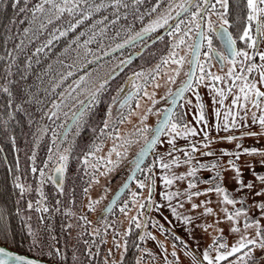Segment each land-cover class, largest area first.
Segmentation results:
<instances>
[{
  "label": "trees",
  "instance_id": "obj_1",
  "mask_svg": "<svg viewBox=\"0 0 264 264\" xmlns=\"http://www.w3.org/2000/svg\"><path fill=\"white\" fill-rule=\"evenodd\" d=\"M215 1L209 0L208 7ZM13 2L14 0H0V84L4 83L5 78L14 81L10 85L14 95L11 108L7 104V94L0 91V242L11 249L34 257L37 256L45 261L49 260L61 264H109L105 258L106 241L103 234L101 231L93 234L92 227L86 219L91 212H87L78 218L76 216L83 211V201L92 183V175H89L92 172L91 167L88 162L85 165L83 157L86 152L93 151L90 145L99 137L92 129L95 128L96 132H99L100 123L106 114V107L108 103H111L112 97L117 95L116 89L120 84H123L127 72L132 67L136 69L147 65L146 63H156L161 59V56L167 57L168 40L171 37L164 34L162 40L157 39L153 42L144 56L137 61L134 60L136 62H130L119 73L113 75L122 65L121 61L124 63L125 53L135 47L130 45L124 48L130 41L128 43L123 42L139 32L149 20L162 15L169 7V0H159V3L157 0H135V2L133 0H121L120 4H113L111 0H81L80 9L82 11L71 17L73 22L80 19L83 11L89 10V5L104 4L106 6L101 7L98 11L91 9L92 15L77 24L74 29H69L66 35L59 36L57 33L58 38L53 40L51 45H47V40L53 34V29L68 27V13L65 12L60 19L53 20L44 29L33 28L25 37L23 28L28 26V20L25 19V16H31V12L27 10L21 12L19 7L13 9ZM18 2L20 7H23L27 2L28 9H30L38 0H18ZM171 2L176 4L178 0H171ZM201 2L203 3L204 0H200ZM242 5L236 7L235 13L237 15L242 14L243 17L247 13V7L246 3ZM192 10L195 11V8ZM175 11L176 9L173 8V17ZM14 12L16 22L12 23L11 18ZM186 15L182 20H186L187 23ZM165 26L152 32L154 34L159 33ZM33 32L36 33L35 39H32ZM81 32L84 35H81ZM22 39L24 40L22 50H18L16 45ZM85 41L89 42L85 43ZM117 44H121L122 47L116 48ZM38 47L43 50L36 52ZM9 51L16 56V62L12 65L13 73L11 76H7L4 71L5 64L11 62L8 55ZM147 55L148 58H146ZM29 56L32 57V60L27 79L20 80V75L25 72L23 65L28 62ZM69 70L72 71V75L62 81L57 89L52 90L51 85ZM80 76L85 77L81 87H86L88 90L99 87L101 80H107V84L100 94L101 102L92 109L90 117L85 118L86 123L81 124L83 136H81L80 141H77L74 156L71 157V164L67 161L62 184L63 191H61L51 180H46L40 184L39 170L44 168L47 176L52 175L55 159L62 153L66 140L58 138L53 141L52 129H56V135L59 137L67 124L64 113L75 111V108L72 107L75 101L69 102L51 120L44 115V111L40 110V106L35 101L24 105V108L36 120H39L41 125L47 126L49 129L41 137L39 143L33 136L37 127L36 122L34 121L32 125H29L28 117L23 112L16 110L15 104L20 102L24 86L32 85L31 91L36 94V98H43V109L51 111V100L64 99V97L59 96V92L63 91L67 94L74 81ZM45 89H49L47 95ZM86 95V92L82 93L80 98L83 99ZM10 110L15 113L14 118L11 119L8 116ZM42 116L43 119L40 120ZM5 123H7V127H5ZM108 131H111L110 128L105 130V132ZM13 136L15 137L14 145L11 139ZM109 137L105 135L103 141H107ZM49 148L52 151V160H48ZM33 151H35L36 172L32 171ZM76 160L77 162H75ZM154 160L155 156L146 162L143 169L138 172L137 175L139 176H136V179L146 172L147 165L152 164ZM45 161H48L47 165H45ZM87 161H89V157H87ZM17 163L19 169H17ZM154 171L153 166L152 172L154 173ZM17 177H19L20 183L26 185V191L23 194L14 187L13 181ZM37 187L42 188L44 197H41L40 193L36 191ZM37 200L47 205L49 211H38ZM29 201L33 203L31 209L28 208ZM119 205L118 202L112 210L97 215L94 222L103 224L108 219L111 222L110 219ZM17 208L20 209L19 212H17ZM40 216H43L42 221L39 219ZM29 217L30 219H28ZM145 223V219H143L142 226L139 228L144 230ZM29 224L33 229H40L38 237L41 241L40 244L32 245L31 237L27 231ZM133 225L135 226V223ZM142 231L139 232L140 236ZM93 235L96 236V239ZM5 237L7 238L5 239ZM129 244L134 248L132 241H129ZM57 249H59V253H57ZM49 252H52L53 255L49 256ZM73 254L76 257L75 260ZM128 256L129 253L127 252L119 264H133L134 261Z\"/></svg>",
  "mask_w": 264,
  "mask_h": 264
},
{
  "label": "snow or ice",
  "instance_id": "obj_2",
  "mask_svg": "<svg viewBox=\"0 0 264 264\" xmlns=\"http://www.w3.org/2000/svg\"><path fill=\"white\" fill-rule=\"evenodd\" d=\"M113 4H120L121 0H111ZM135 2V0H133ZM80 3L81 0H38L30 9H28L27 2H25L23 7H20L18 0H14L12 4V8L16 9L17 7L20 8L21 12L30 11L31 16H25V19L28 20V26L23 28V34L25 37L32 31L33 28L44 29L47 24H51L53 20L60 19L63 14L66 12L68 13L69 20H68V27L66 28H57L53 29V34L49 36L47 40V45H51L53 40L57 39V33L59 36H64L67 34L69 29H74L77 24L81 23L84 19L92 15L91 9L99 10L101 7H105L104 4H93L89 5V10L83 11V15L80 16V19L73 20L71 17L75 16L78 12L82 11L80 9ZM157 3H159V0H157ZM217 3L220 4V6L224 9V12H218L216 11L214 14L217 15L220 18L221 23L219 25H215L211 19H208L205 21L204 16H211L213 13L209 12L208 5L209 0H204L203 4L200 3V0H178L176 4H173L171 0H169V7L167 10L162 14L158 15L155 19L149 20L147 24L144 25V27L137 33L134 34V36H130L128 40L124 41L123 43H128L129 41H138L142 40L147 37L149 32L154 31L157 28L163 27L165 25H168L169 20L173 19L172 15V9L175 8V17L176 22L175 26L172 27L171 31L168 30V28L165 29V32L169 37H173L175 34H179L178 36H175V38L172 40L170 45V54L167 57H161V60L163 63L167 64L168 60L171 59L173 63L178 65L177 68L173 69V71L176 74H179L180 72V66H183L186 60L187 53L191 54V58L188 59V63L190 65V68L188 72L186 73V78L181 82V85L179 88H177L175 91L172 89H169L168 91V105L163 108V110L157 108L155 109L156 113H159L157 117V123L155 126L151 127L149 129V126L144 123V121L148 118V113L152 112L153 109L151 105L148 108V111L144 114L140 115V123L141 128L136 129L137 139L140 136L144 137V143L140 147L137 155L133 157V160L131 161V168L129 169L130 175L129 179H133L135 172L141 170V163L144 160V157L148 154L149 150L155 149V146L158 143H163V141L160 139L162 135H167L169 137L168 143L170 145L173 144L175 138L177 136H184L187 137L190 133H195L196 129L194 127H189L185 123H181L180 121H183L184 119V113L181 112L180 116L177 117L174 114V109L177 106V101L182 99L184 97V93L187 90H191L192 88L196 87L199 83H203V80L205 78L210 79L212 81H217L223 79L221 76L216 75L212 73L211 71H208L205 73L204 69L205 66L208 68H211V63L213 59H216L217 62L223 66L224 61L227 60L231 64V67H229L227 75L231 77L233 83L228 86L227 91L231 92L233 88H238L239 91L236 92L235 96L233 97L231 103L233 105L238 104L239 101V107L245 108L247 106V103L250 101L252 105L256 106L257 108L261 107V97H264V91H261L259 87H257V82L250 78L248 73L253 72L254 69L259 70L260 75V83L264 84V52H257L255 49L258 45V37L261 35H264V21L260 19L262 15H264V0H246V7H247V26L243 28V34L239 36V39L244 41L245 44L252 47L254 50L252 53H249L244 48H237L236 46V37L233 36L232 32L228 30L227 25L232 23L226 18V14L228 12V0H216V3L211 4V8L213 10L216 9ZM124 7H127V5H124ZM195 8V11L192 9ZM203 13L204 15H200ZM183 14L186 15L187 24H185L184 20L179 19V17ZM140 19H143V17H140ZM240 17L237 15V20H239ZM255 21V32L256 35L253 36L250 29L252 27V22ZM11 22H16V14L14 12ZM182 25H184L182 29ZM190 25V27H189ZM91 27V26H90ZM81 35H84L83 32H81ZM220 42L221 47L217 48L213 44V37ZM36 38V33L33 32L32 39ZM163 36H157V39L162 40ZM247 38V39H245ZM78 39V38H77ZM89 41H85V43H88ZM24 43V40L22 39L20 43L16 45V48L18 50H22V45ZM184 46L187 49V53L185 55L178 54V49ZM122 47L121 44H117L116 48ZM207 47V51L201 53V48ZM43 49L41 47L36 48V52H40ZM90 51V50H88ZM9 58L11 60L10 63H6L4 66V71L6 72L7 76H11L13 73V63L16 62V56L12 55V52L9 51ZM203 55L205 57L204 61L200 60V56ZM258 55L261 61V64L257 65L255 62H249L245 63L246 61H251V58L253 56ZM237 57H242L239 61L237 60ZM31 60L32 57H28V62L23 65L25 72L20 75V80H26L27 79V73L28 70L31 68ZM39 63V61H37ZM123 63V61H121ZM237 63L240 65V72L236 73L233 71V69L236 67ZM50 67V66H49ZM160 65L157 64L156 69H159ZM200 69V75L196 77L195 75V69ZM72 75V71L69 70L64 75L60 76L58 81L56 83H53L51 85V89L55 90L60 86V83L64 81L68 76ZM144 70L141 69L139 72H133L131 74V77L129 80L125 81V84L120 85L117 89V95L113 96L111 99V103H108L107 110L105 116L102 118V121L100 123L99 132H96V129L93 128L92 131L96 133V135L99 137L98 140H94L93 144L90 145L91 148L99 150L103 146V138L105 135L110 137H116V143L112 145V147L109 150L108 156L101 157L98 159L105 160L106 167L111 168L112 166L118 165L120 163V157L121 156H127V148L122 147L123 145H127L132 143V139L129 137H122L120 134L119 129L116 128V123H124L125 119L132 115V112L134 109L132 108L133 99L135 98V105L136 108L140 107V99H139V93L143 91L144 96L150 97L152 104L154 105L156 103L155 99V92L149 93L147 91V84L149 81L154 82L155 76H147L143 84L138 83L140 77L144 76ZM156 76L160 75V72L157 70L155 72ZM85 80L84 76H80L78 79L74 81V84L71 86L70 90L67 92V94L63 91L59 92L60 97H64V99L61 100H51L50 107L51 111H46L43 109V98L37 99L36 94L31 91L32 85H26L24 86L22 93H21V99L20 102L15 104L16 110L23 112L26 117H28V124L32 125L33 122H36V131L33 133V136L37 143H39L41 137L48 132V127L41 125L39 120H36L32 114L27 111V109L24 108L25 104H31L33 101L37 105L40 106V110L44 111V115L48 117L49 120L53 116L58 115L59 112L62 111L64 107L67 106V104L71 101H75V103L72 104V107L75 108V111L65 112L64 115L67 118V124L75 125L77 128V131H79L81 124L86 123V117H90V114L92 112V109L98 105L101 102V92L104 91V87L107 84V80H101L100 86L96 87L94 90H88L86 87H81L82 82ZM169 81H175V76L170 75L168 76ZM241 81L240 84H236L235 81ZM14 83V81L9 80L5 78L4 83L0 84V91H3L7 94L8 100L7 104L9 105V108H11L13 101H14V95L13 91L10 88V85ZM131 83L132 87L130 90H125L126 85ZM156 87H159V85H155ZM208 87L215 88V91L220 96V105L223 106L224 104V97L226 95L225 89H222L220 87H216L215 84H209ZM45 94L47 95L49 92V89H45ZM73 92H75V95H73ZM87 93V95L81 99L82 93ZM196 97V108L199 112V115L197 116V121L203 120L205 124H207V120L204 115V105L201 102L200 93L197 91L194 93ZM26 97V99H25ZM240 97H243L242 100H240ZM118 100V104H117ZM215 102V101H214ZM188 104H191V100H187ZM113 104H117L118 109L120 110L118 112V119L113 120L112 119V106ZM79 105V107H76ZM125 107L128 108L127 112H124L123 110ZM216 116L219 117V109H216ZM15 113L11 110L9 111V119L14 118ZM229 115H235L229 111L226 113L224 118V124L226 128H230L233 126L239 127L240 125L238 122L233 119L232 123L229 124L228 122V116ZM247 113L244 114L246 117ZM43 119V116L40 117V120ZM253 122H256V114H252ZM259 124L262 128H264V110L261 111V115L259 116ZM5 127H7V123H5ZM217 131L220 129V124L216 123L215 125ZM111 128V131L105 132L106 129ZM149 130L151 131V136H148ZM67 131H70V127H66V131L61 133L59 137L56 135V129H52L53 135L52 140L56 141L58 138L63 140L67 139ZM38 133V134H37ZM205 139L200 141L204 145L205 148H208L211 141L208 139L209 133L207 131L204 132ZM241 136L243 135H256V133H241ZM13 145L15 144V137L12 138ZM219 139H225L228 141L236 140L237 137L234 135H229L226 137H220ZM185 148L192 149L193 153L196 151V145L195 144H188L185 146ZM236 148L238 151L231 152L228 149H223L222 154H227L228 156L232 157H239L240 152L243 153H257L261 152V154H264V150H258L255 147H244L241 149L240 144L237 143ZM59 151V149H57ZM71 150V147L65 148L64 152L59 155V163L56 164L52 175L47 176L45 173L44 168H41L40 171V184H43L46 182V180H51V182L61 191H63L62 184L64 181V173L66 169V164L69 159L68 152ZM171 151H179V149L175 148L174 146L171 148ZM115 153L117 159L112 160L111 156ZM94 153L93 151H88L85 153L83 160L85 165H87V157L92 156ZM165 155H169V153H164ZM202 155H215V153L211 150H209L206 153H202ZM185 156L187 159L184 160V163L189 164L190 167L188 169L187 173L181 172L179 174V178L183 179L186 175H195L197 168L200 169H207L212 168L216 170V176L221 178V181L223 179L222 172L219 170V161L213 160L209 163H202L198 162L197 167H191L192 164V157L189 155L187 151H185ZM53 155L51 148H49V156L48 160H52ZM33 167L32 171L36 172L35 168V151H33ZM156 161H159V167L162 169L167 170L171 164H179L180 160L178 157H174L170 159L168 162H164L163 159L160 156H157L152 164L147 165V175L145 177V180L151 181V183L146 184L145 180L137 179L136 183L139 185L140 188L147 187L148 189V196L145 198L147 200V204L144 203V201H140V209H138V212L140 214L142 213V210L147 208L148 210H151L154 204L153 196H154V190H155V183L156 179L155 176L152 174L153 166L155 165ZM48 161H45V165H47ZM262 164H264V161H261ZM227 164L234 169L235 171V180L237 184L241 187H247L251 189L253 187V184L251 181H249L246 185L244 184L243 178L241 176V167L233 160L229 159L227 161ZM17 169H19V164L17 163ZM162 179L161 183L164 184L165 187H168L173 183V180L176 179V176H169L167 172L160 173ZM253 175L256 176V179L264 182V174L253 172ZM93 179H95V176H93ZM59 181V182H58ZM14 187L18 188L20 193L23 194L26 191V185L24 183L19 182V177L16 178V180L13 181ZM195 184V180H189L188 182V188L184 190L185 193V199L191 200L192 196H199L201 195V192H192L190 189ZM30 187V186H28ZM128 188V182L125 181L123 185L120 188V191H123ZM238 190V189H237ZM36 191L40 193L41 197H44V193L41 187H37ZM205 192H212L215 191L217 194H220L223 196V201L227 202L228 204L235 205L237 203V199H234L230 197L228 194L226 188L221 186V183L218 182L214 188H207L204 189ZM260 193H264V188H261L259 192L256 194L259 195ZM181 193L179 191L173 192L171 190L169 191H161L160 196L167 200L172 201L174 196H179ZM138 194L133 193L132 194V200L133 203L136 202ZM239 202L241 204L240 207L235 208L233 211H229V209L224 208L223 211L226 213L225 217H221L220 219H228L233 221V223L230 226V231L232 232H239L240 231V225L237 223L240 214H244V223L243 228L247 229L250 225H254L256 228V235L260 237L259 241H257L255 238L253 239H246L245 236H240L229 248V245L225 242V238L220 235L222 232V229L217 228L216 229V235L212 236L211 242L208 243L202 250V253L198 256L195 251H193L189 245L184 242L181 237L177 236L175 233H172L174 246L172 251V256L174 257L176 264H179V256L176 253L175 250V241L179 240L181 245L183 246L185 250V255L191 258V264H221V261H226V264H248V260L246 258L249 257V254L251 253L252 249L248 248L247 245H253L256 246L259 245L260 248L264 249V231H262V226L260 224V220L257 218H250L248 216V209L243 206L245 202V196L241 195L239 198ZM58 203V202H57ZM93 201H90L88 204L89 209H92L93 207ZM112 203H115V200L112 201ZM203 204H208L209 201L205 200L202 201ZM37 209L38 211L42 212H48L49 208L47 205L42 204L40 200L36 201ZM177 207H183V205L180 203L179 200L176 201ZM261 211L260 215L264 216V201L259 202L256 205ZM33 207L32 201L28 202V208L31 209ZM125 207L121 208V211L125 210ZM158 207V206H157ZM168 209L170 210L171 214L176 217L178 221H182L184 225H186V231L191 236L193 231V223L194 217L192 215H183L177 211V207H173L171 203L167 204ZM199 207L196 203H192L191 208L195 209ZM110 210V209H109ZM20 209L17 208V212H19ZM65 211H68L65 209ZM212 209L209 207L204 208V213H212ZM30 219V217L28 218ZM39 219L42 221L43 216H40ZM81 219H84L81 217ZM135 219V218H133ZM87 223V221H86ZM157 222L153 221V224L155 225ZM218 223V221H217ZM137 227H140V224H137ZM161 231L168 232L169 229L164 228V226L161 224L159 225ZM195 227H201L205 230L209 227H212V225L208 223H201L195 225ZM27 231L28 235L31 237V243L32 245L40 244L41 241L39 240V232L40 229H33L32 226L29 224L27 225ZM148 235H152L151 233H148ZM7 237H5L6 239ZM141 239H144L143 234L140 237ZM153 239L155 237L153 236ZM198 245V241H197ZM161 249L165 252L167 251L164 249L163 244L161 243ZM241 249H245V251L241 254L236 256L235 260H226L227 257L232 256L234 253L240 252ZM147 250V249H145ZM57 253H59V249L56 250ZM212 252H215V255H212ZM49 256H52L53 253L49 252ZM75 254H73V259L75 260ZM0 264H40L38 260L30 259L27 256L17 254L14 251H11L4 246L0 245ZM165 264H172L171 261L165 260Z\"/></svg>",
  "mask_w": 264,
  "mask_h": 264
},
{
  "label": "rangeland",
  "instance_id": "obj_3",
  "mask_svg": "<svg viewBox=\"0 0 264 264\" xmlns=\"http://www.w3.org/2000/svg\"><path fill=\"white\" fill-rule=\"evenodd\" d=\"M220 12H224V9L222 7ZM246 16L247 13L245 14V19ZM206 18L207 20L211 19L215 25H218V19L220 20V18L215 14H212L210 17L206 16ZM260 19L264 21V15H262ZM253 23H255V21L252 22V25ZM261 36L262 42L259 52H264V35ZM244 49L249 53L252 52L250 47ZM177 51L180 55H185L187 53V49H183L182 47H180ZM190 55V53H187L185 63L183 64V66H180L179 74H176L173 71V69L177 68L178 65L173 63L171 59L168 60L167 64L163 63V61L160 59L156 63L152 62V64H148L144 67L145 75L140 77L137 82L142 84L147 76H155L154 82H148L147 91L149 93L155 92L156 103L153 105L150 97L144 96L143 91H141V96H139V99L141 98L140 101L144 100V104L142 105L143 107L140 106L139 108H136V113L133 114L127 122L124 121V123L122 124L119 123V127L118 123H116L115 126L117 129H119L121 136L129 137L133 141L130 144L122 146L124 148H127V156H121L119 158L120 163L118 165L112 166L111 168L106 167L105 160L98 159L101 157L106 158L108 156L110 148L113 144L116 143V137H109L107 141L103 142V146L99 150L93 149L94 154L92 156H89V161H87L88 165H90L91 167L90 170L92 171L91 174H89L90 176L92 175V183L87 192L88 194L83 201V211L80 213V215L78 214L76 216L78 218L81 215H85L87 212H91V214L88 215L86 219L90 223V227H92L91 230L93 234H97V232L99 233V231H101V233L103 234V237L106 241V245L104 247V249H106L105 258L108 260L109 264H119L121 262V259L126 256L127 252L129 253L128 258L131 257L132 261H134L133 264H165V260L171 261L172 264H176V261L172 256L174 246L172 233H175L177 236L181 237V239L186 242L189 247L197 253L198 256L202 253L203 248L211 242L212 236L217 234V228L222 229L220 235L225 238V242L229 245V248L240 236H245L246 239L255 238L257 241H259L260 239V237L256 235V228L254 225H250L247 229L243 228V213L240 214V217L237 221V223L240 225V231H230V226L233 221L220 218L226 216V213L223 211L224 208L229 209V211H233L232 209L234 208V206L223 201V196L217 194L215 191H204V189L207 188H214L216 184L220 182L222 187L226 188V190L228 189L227 192L230 195V189H233L234 186L237 185V182L234 178L235 171H228V167L226 166L227 157L225 154H222L223 149H227L225 148L227 142L225 141V139H219L220 137L235 133V131L238 130L241 132L246 130H258L259 132L257 133V135L259 136V138H261V140H258L257 144H254L253 147L257 148L258 150H264V128H262L259 124V116L261 115V111L264 110V97L261 98L262 103L260 108L252 105L250 101L247 103V106L245 108L239 107V101L238 104L233 105L231 101L236 92L239 91V89L233 88L231 92L227 91L228 86L233 83L231 77L227 75L228 69L229 67H231L230 64L226 68H220L216 63L211 64V68L205 66V73L211 71L212 73L221 76L223 79L212 81L205 78L203 80V83H199L196 87L188 91V93L183 98L184 100L181 103V106L177 109V114H175L177 117L180 116L181 112L184 113V119L180 122L187 124L189 127H194L196 129V132L194 134L190 133L187 137L177 136L172 145L168 143L169 137L167 135H163L161 137L163 143L157 144L158 146L156 147L153 155L155 156V158L157 156H160L164 162H168L170 159L178 157L180 163L171 164L170 167L165 170L160 168L159 161H156L157 164L154 165L155 171L154 173L152 172L156 179L153 196L154 204L152 209H143V214H140V212H138V209H140V201L143 200L144 203L147 204V200L145 198L148 196V189L147 187L140 188L135 181V184L127 191L123 199L119 202L120 205L116 208L112 218L110 219L111 222L109 221V219L106 220L107 222L105 221L103 224H96L94 222L97 219V215L102 212L108 201L112 198L116 189L124 182L126 175L129 173V169L125 164L133 159L134 154L139 151L140 147L144 143L143 136H140L138 139L136 138L138 135L136 133V129L141 128V123L139 122L140 115L147 112L149 106L151 105L153 111L148 113V118L146 121H144V123L149 126V129L156 125L157 117L160 114L156 113L155 109L159 108L163 110V108L168 104L167 99L169 89L175 91L177 87L181 85V82L185 80L186 73L189 69V63L187 61L188 59H190ZM167 56L169 55L167 54ZM146 57H148V55ZM240 59H242V57H239V59L237 60L239 61ZM254 59L251 58V61H246L245 63L247 64L249 62H252ZM200 60L204 61L205 57L202 55ZM258 60L259 62L256 63L257 65L261 64L260 58ZM157 64L160 65L159 69H156ZM157 70L160 72L159 76L155 75V72ZM233 71L236 73L240 72L239 63H237ZM170 75L175 76L174 82L168 80V76ZM195 75L196 77L200 75V69L197 70ZM248 75L251 79L257 82V87H259L261 91H264V84H261L259 82V70L254 69L253 73H248ZM235 83L240 84L241 81L237 80L235 81ZM157 84L159 85V87L155 86ZM209 84H215L216 87L225 89L226 95L224 97L223 106H221L219 103V94L215 91V88L210 89L208 87ZM197 91L200 93L201 102L204 105V115L207 120V124H205L203 120L199 122L197 121L199 112L196 108V97L194 95V93ZM242 99L243 97H240V100ZM187 100H191L192 103L188 104ZM134 104L135 102L132 103V107ZM116 105L117 104L112 106L113 120L118 119ZM216 109H219L218 118L216 116ZM229 109L233 114H235L228 116L229 124H231L233 119H235L240 125L239 127H225L224 118ZM245 113H247L246 117L244 116ZM253 113L256 114V122H253ZM216 123L220 124L219 131H217L215 127ZM82 128L83 127L80 126L79 131H77V128H75L74 132L71 133L70 137H68V139L66 140V144H64L62 153L64 152L65 148H68L69 146L71 147V150L69 152L72 154L75 153V146L77 144L76 140L79 138L78 135H80L81 131L83 130ZM205 131L209 133L208 139L211 141L208 148H205L204 145L200 143V141L205 139L203 135ZM148 134V136L150 137V130ZM190 143L196 145V151L194 153L192 149L185 148V146ZM252 143L255 142L252 141ZM173 146L179 149V151H171V148ZM209 150L213 151L215 155H202V153H206ZM185 151H187L192 157L191 167H197L198 162L209 163L213 160H218L219 167L222 168L224 173L222 175V181L220 177L216 176V170L212 168H197L194 176L186 175L183 179H180L179 174L181 172L187 173L190 167L189 164L184 163V160L187 159V157L185 156ZM166 152L169 153V155H165L164 153ZM246 157L247 160H243L245 163H243L244 170L241 171V175H244L246 178H248L249 176V178H251L253 182L256 183L258 182L256 181V177L254 175L250 176L248 172H251L253 167L255 169H259L262 167L264 168V164L261 163V161H264V154H261V152H257L247 154ZM111 159H117L115 153L112 154ZM56 161L59 162V157L56 158ZM164 172H167L169 176H176V179L173 180V183L168 187H165L164 184L161 183L162 177L160 173ZM143 174H141V176L137 179L145 180L147 170ZM93 176H95V179H93ZM189 180H195V184L190 189V191L201 192V195L199 196H192L191 200L185 199L184 193V190L188 188ZM145 183L148 184L151 183V181L145 180ZM260 185L258 186V184H256L255 189L246 188V192L248 190L251 200L256 202L257 204L264 201V193L259 195L256 194L257 189L261 187ZM169 190L173 192L179 191L181 195L174 196L172 201H167L160 196V192ZM133 193L138 194L135 203H133L132 200ZM177 200L180 201L183 207H177ZM205 200L209 201V203L203 204L202 201ZM90 201L95 202L93 203L92 209H89L88 207ZM168 203H171L173 207H177V211L179 213L183 215H192L194 217V220L192 221L194 227L191 236L186 231V225H184L182 221H178L176 217L171 214L170 210L167 207ZM192 203H196L197 205H199V207L192 209ZM125 205V210L121 211V208ZM255 206L256 205H253L251 210H249L248 216L257 217V219L260 220L261 226L263 227L264 216L260 215L259 209H256ZM205 207L211 208L213 210L212 213L205 214ZM143 219H145L146 222L144 230L137 227V224H140V226H142L141 222ZM153 221H156L157 223L154 225ZM133 223H135V226L133 225ZM201 223H208L212 225V227H209L206 230L201 227H195V225ZM161 224L164 226V228L169 229L170 231H161L159 227V225ZM141 231L144 239L140 238L141 236L139 235V232ZM262 231H264V228L262 229ZM148 233H151L152 235L150 236L148 235ZM153 236L155 237V239H153ZM93 237L96 239L95 235H93ZM129 241L133 242L134 248L130 246ZM161 243L163 244L164 249L167 250L166 252L161 249ZM251 249L252 251L249 254V257L246 258L249 261L251 260V258L254 259L253 257L261 255L262 251H264V249L260 248L258 244L256 246L252 245ZM175 250L177 255L179 256V264H191V258L185 255V250L179 240L175 241ZM242 253L243 251L240 253V255ZM212 255L214 256L215 252H212ZM236 256H229L226 258V260L234 261ZM221 264H226V261H221ZM257 264H264V258Z\"/></svg>",
  "mask_w": 264,
  "mask_h": 264
},
{
  "label": "flooded vegetation",
  "instance_id": "obj_4",
  "mask_svg": "<svg viewBox=\"0 0 264 264\" xmlns=\"http://www.w3.org/2000/svg\"><path fill=\"white\" fill-rule=\"evenodd\" d=\"M214 3H216V1L214 2ZM244 3H246V0H239V1H235V0H228V5H229V7H228V12H227V14H226V18L229 20V21H231L232 23H230L229 25H227L226 27H228V30L230 31V32H232V34H233V36L234 37H236V46H237V48H249L250 46H248L247 44H245V42L244 41H242V40H240L239 39V36L240 35H242L243 34V28L245 27V26H247V23H246V19H245V15H243V17H242V14H239V17H240V19L239 20H237V14L235 13L236 12V7L237 6H243L242 4H244ZM201 4H203L202 2H201ZM208 10H209V12L210 11H212V13L214 14L216 11H218V12H220L221 11V6H220V4L219 3H217V6H216V9L215 10H213L212 8H211V6L210 7H208ZM246 11H247V9H246ZM185 15V14H184ZM184 15H182L179 19H181L182 20V18L184 17ZM200 15H204L203 13H201ZM175 18V16L173 17V19ZM173 19H172V21H170L169 23H168V25H166L162 30H164L166 27H168L172 22H173ZM204 19H205V21H207V18H206V16H204ZM221 23V21L218 19V22H217V24L219 25ZM185 24H187L186 23V20H185ZM175 26V23H174V25L172 26V27H174ZM183 27H184V25H183ZM183 27H182V29H183ZM189 27H190V25H189ZM162 30L159 32V33H156V34H154V33H152V35L149 37V38H146V39H144V40H141L139 43H135V44H133V46H135L134 47V49H129V51H127L126 53H125V61H124V63L130 58V56L131 55H133V54H135V53H137V52H140L142 49V51H141V53L140 54H138V56L136 57V61L138 60V59H140L142 56H144L145 55V53L148 51V48L149 47H151L152 46V44H153V42L154 41H156V40H154L159 34H161L162 33ZM170 30H172V28H170L169 29V31ZM250 31H251V33H252V35L253 36H255L256 35V32H255V23H253V25H252V27H251V29H250ZM167 34V33H166ZM165 34V35H166ZM179 34L177 33V34H175L173 37H171V38H169V40H168V49H167V53L166 54H170V52H169V50H170V45H171V42H172V40L175 38V36H178ZM245 39H247V38H245ZM258 45H257V47H256V51L257 52H259L260 50V46H261V42H262V36H259L258 38ZM213 44L217 47V48H220L221 47V45H220V42L215 38V36L213 37ZM246 46V47H245ZM183 49H186L184 46H181ZM251 48V50H252V52H253V48L252 47H250ZM208 49H207V47H202L201 48V53H203V52H206ZM251 52V53H252ZM201 57H202V55L200 56V59H201ZM146 58H148V57H146ZM190 58H191V55H190ZM255 58V59H254ZM237 59H239V57H237ZM252 59H254L252 62H255V63H258L259 62V56L258 55H256V56H253L252 57ZM258 60V61H257ZM134 61V60H133ZM136 61H134V62H136ZM132 62V61H131ZM124 63H122V64H124ZM217 64L218 65V67H222V68H226V67H228V65L230 64L229 63V61H227V60H225L224 61V64H223V66H221L218 62H217V60L216 59H213L212 60V63L211 64ZM147 65H148V63H146ZM150 64H152V63H150ZM149 64V65H150ZM231 65V64H230ZM146 66V65H145ZM145 66H142L141 68H136V69H134V67H132L130 70H129V72H127V75L125 76V80H124V82H123V84H125V81H127V80H129L130 79V77H131V74L133 73V72H139L141 69H143V70H145ZM126 67V66H125ZM189 68H190V65H189ZM189 70V69H188ZM197 70H199L198 68H196L195 69V74H196V72H197ZM253 73V72H252ZM123 84H120V85H123ZM143 84V83H142ZM119 85V86H120ZM131 87H132V85H131V83H129V84H127L126 85V91L127 90H130L131 89ZM180 87V85L177 87V88H179ZM188 91L189 90H187L185 93H184V97H185V95L188 93ZM139 96H141L140 95V93H139ZM183 97V98H184ZM180 99V101L178 102V104H177V106H176V108L174 109L175 111H174V114H177V109L181 106V103L183 102V100L184 99ZM262 98V97H261ZM260 98V99H261ZM135 99V98H134ZM133 99V103L135 102V100ZM141 99V98H140ZM167 102H168V99H167ZM117 104H118V100H117ZM144 104V100H141L140 101V106L141 107H143L142 105ZM113 105H115V104H113ZM167 106H169L168 104H167ZM133 109H134V111L132 112V115L133 114H135L136 112V105L134 104L133 105V107H132ZM116 111L117 112H119L120 110L118 109V107H117V105H116ZM124 112H127L128 111V108L127 107H125V109L123 110ZM132 115H130V116H128L126 119H125V122H127L131 117H132ZM119 118V117H118ZM67 125V124H66ZM66 125H65V128H66ZM119 123H118V127H119ZM74 125H72V127H73ZM71 127V128H72ZM65 128L63 129V132H64V130H65ZM71 128H70V131H67V139H68V137H70V135H71V133H73L74 132V130H75V128H76V126H74V128L72 129V131H71ZM83 129V128H82ZM110 130H111V128H110ZM62 132V133H63ZM259 131L258 130H246V131H235V133H231V134H228V135H224V137H226V136H229V135H234V136H236L237 137V139L236 140H232V141H228V140H225L226 142H227V144L225 145V148H227L229 151H231V152H235V151H238V149L236 148V145H237V143H239L240 144V147H241V149L242 148H244V147H253V145L254 144H257V142H258V140H261V138H259V136L257 135V133H258ZM241 133H256V135H243V136H241L240 134ZM149 135V134H148ZM81 136H83V130L81 131V133H80V135H78V139L76 140V143H77V141H80L81 140ZM163 136V135H162ZM161 136V137H162ZM161 137H160V139H161ZM66 139V140H67ZM66 140H65V142H64V144H66ZM252 141L253 142H255V143H252ZM158 145H156L155 146V149H156V147H157ZM155 149H153V151H152V153L148 156V158L145 160V163L142 165V167H141V170L143 169V167L146 165V162L151 158H153V155H154V151H155ZM138 153V152H137ZM137 153H135L134 154V156L133 157H135L136 155H137ZM247 154L248 153H243L242 151L240 152V156L237 158V157H235V156H232V157H230V156H228L227 154H225L226 155V157H227V161L229 160V159H233L240 167H241V169H242V171L244 170L243 169V163H245L243 160H247ZM68 156H69V159H68V161L70 162V164H71V157H73L74 156V154H72V153H70V152H68ZM133 160V159H132ZM132 160H130V161H128L125 165H126V167L128 168V169H130L131 168V161ZM55 161H56V159H55ZM75 162H77V160L75 161ZM57 163H59L58 161H56L55 162V165L52 167V172H53V170H54V168H55V166H56V164ZM226 166L228 167V171H233L234 172V169H232L228 164H226ZM245 168H246V166H245ZM219 170L222 172V175L224 174L223 173V170H222V168H220L219 167ZM246 172V171H245ZM253 172H256V173H260V174H264V168L262 167V168H252V170H251V172H248V174H250V176L251 175H253ZM130 174V172L126 175V177H125V179L127 178V176ZM138 174V173H137ZM136 174V176H139V175H137ZM136 176H135V178H134V181L132 182V184L129 186V188L125 191V194L127 193V191L135 184V181H136ZM242 176V178H243V181H244V184L246 185L249 181H251L252 182V184H253V187H252V189H255L256 188V184H258V186L260 185V183H261V187L259 188V189H257V192H259V190L261 189V188H264V182H261V181H259V180H256V181H258V182H253V180L251 179V178H249V176H248V178H246L244 175H241ZM255 176V175H254ZM256 177V176H255ZM124 179V182L126 181ZM59 182V181H58ZM123 182V183H124ZM122 183V184H123ZM121 184V185H122ZM120 185V186H121ZM119 186V187H120ZM118 187V188H119ZM117 188V189H118ZM246 188L247 187H241V186H239L238 184L237 185H235L234 186V188L232 189H230V197H232V198H234V199H237V203L235 204V205H233L234 206V208L232 209V210H234L235 208H237V207H240L241 206V204H240V202H239V197L241 196V195H244L245 196V202H244V204H243V206L244 207H246L247 209H248V212H249V210H251V208L253 207V205H257V203L256 202H254V201H252L251 200V198L249 197V193H248V190H247V192H246ZM116 189V190H117ZM238 189V190H237ZM228 190V189H227ZM124 194V195H125ZM260 194H262V193H260ZM124 197V196H123ZM123 197L118 201V202H120L122 199H123ZM109 202V201H108ZM117 202V203H118ZM232 205V204H231ZM255 208L257 209L258 207L257 206H255ZM259 209V208H258ZM261 210L259 209V212H260ZM249 214V213H248ZM250 218H257V217H251L250 216ZM264 228V226L262 227V229ZM251 246L252 245H247V247L248 248H251ZM244 252L245 251V249H241L240 250V252H238V253H236V254H233L234 256H238V255H240V253L241 252ZM254 259H252L251 258V260L249 261L248 260V263L249 264H257L258 262H260V261H262L263 260V258H264V251H262V253H261V255H259V256H256V257H253Z\"/></svg>",
  "mask_w": 264,
  "mask_h": 264
},
{
  "label": "water",
  "instance_id": "obj_5",
  "mask_svg": "<svg viewBox=\"0 0 264 264\" xmlns=\"http://www.w3.org/2000/svg\"><path fill=\"white\" fill-rule=\"evenodd\" d=\"M183 15H184V14H183ZM181 16H182V15H181ZM181 16H180V17H181ZM180 17H179V18H180ZM176 19H177L176 17L173 19V22L170 24L171 26L174 25V23L176 22ZM170 25H169V26H170ZM169 26L166 27V28H168V30L170 29ZM166 28H165V29H166ZM165 29L162 30V33L159 34L158 36H163L164 34H166ZM152 33H153V32H149L146 38H149V37L152 35ZM146 38H144V39H146ZM144 39H142V40H144ZM156 39H157V37H156L154 40H156ZM140 41H141V40H138V41H130V42H129L124 48H127V47H129L130 45H133V44H135V43H139ZM142 50H143V49H142ZM142 50H141V51H142ZM141 51H140V52H137V53H135V54H133V55H131L130 58H129L124 64H122V65L120 66L119 70H118L117 72H115L113 75L119 73V71H121L122 69H124L125 66H127L128 64H130L131 61L135 60L136 57L138 56V54L141 53ZM179 101H180V100L177 101V104H178ZM174 111H175V110H174ZM66 127H70V128H71L72 125L69 126V125L67 124ZM65 131H66V128H65L64 132H65ZM152 151H153V150H149L148 154L144 157V160H143V162L141 163V167H142V165L145 163V160L148 158V156L152 153ZM138 172H139V171L135 172L134 177L136 176V174H137ZM129 175H130V174H129ZM129 175H128L127 178L125 179V180L128 182V188H129V186L132 184V182L134 181V178H133V179H129ZM122 185H123V184H122ZM122 185H121V186H122ZM121 186L115 191V193L113 194L112 198L109 200V202L107 203V205L105 206V208L102 210L101 215L104 214V213H106V212H108V211H110V210H112L113 207L117 204V202H118V201L124 196L125 191H126L128 188L125 189V190H123V191H120ZM113 200H115V203H114V204L112 203ZM109 209H110V210H109ZM0 245L4 246L5 248H7V249H9V250H11V251L16 252L17 254L27 256V257L30 258V259L38 260V261L40 262V264H61V263L52 262V261H49V260H48V261H45V260H42L41 258H39V257H37V256L34 257V256L30 255V254L22 253V252H20V251L15 250V249H11V248H9L6 244H4L3 242H2V243L0 242Z\"/></svg>",
  "mask_w": 264,
  "mask_h": 264
}]
</instances>
